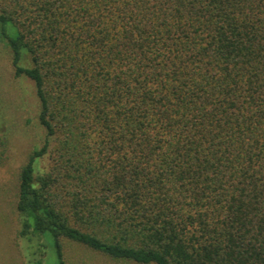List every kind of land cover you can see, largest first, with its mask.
<instances>
[{
  "label": "trees",
  "instance_id": "obj_1",
  "mask_svg": "<svg viewBox=\"0 0 264 264\" xmlns=\"http://www.w3.org/2000/svg\"><path fill=\"white\" fill-rule=\"evenodd\" d=\"M0 37L45 131L18 236L48 233L56 264L63 239L128 264H264V0H0Z\"/></svg>",
  "mask_w": 264,
  "mask_h": 264
},
{
  "label": "rangeland",
  "instance_id": "obj_2",
  "mask_svg": "<svg viewBox=\"0 0 264 264\" xmlns=\"http://www.w3.org/2000/svg\"><path fill=\"white\" fill-rule=\"evenodd\" d=\"M4 29L9 36L16 33L10 24ZM25 57L28 55L23 51L21 66L29 65V58ZM38 111L33 82L25 76H14L10 49L0 37V264H56L58 260L48 233L40 238L18 236V173L29 153L45 140ZM47 161V156L39 160L40 171ZM62 251L65 264H128L66 239L62 240Z\"/></svg>",
  "mask_w": 264,
  "mask_h": 264
}]
</instances>
